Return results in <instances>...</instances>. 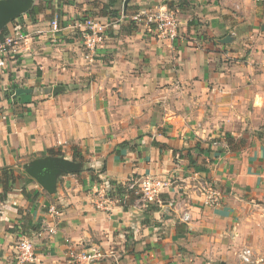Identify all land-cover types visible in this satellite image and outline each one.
Masks as SVG:
<instances>
[{"label": "crops", "instance_id": "crops-1", "mask_svg": "<svg viewBox=\"0 0 264 264\" xmlns=\"http://www.w3.org/2000/svg\"><path fill=\"white\" fill-rule=\"evenodd\" d=\"M32 1L38 12L8 27L26 39L0 68V264L25 239L38 264L94 247L98 264H242L246 221L264 219V144L252 128L264 122V0L130 2L127 16L175 11L174 40L132 28L122 0L118 18L102 15L109 0ZM98 11L109 27L90 61L77 23ZM242 136L252 143L236 150L211 143ZM73 147L82 170L61 176L55 194L24 185L27 165L50 150L73 161ZM4 168L21 179L3 199ZM146 176L172 183L155 203L110 194Z\"/></svg>", "mask_w": 264, "mask_h": 264}, {"label": "built area", "instance_id": "built-area-1", "mask_svg": "<svg viewBox=\"0 0 264 264\" xmlns=\"http://www.w3.org/2000/svg\"><path fill=\"white\" fill-rule=\"evenodd\" d=\"M127 12L123 11L122 18L128 19L136 29H145L162 39L174 40L179 35V19L175 11L164 6L154 7L150 9H142L135 11L127 16ZM82 33V43L86 59L93 61L99 47L104 44L105 35L108 30V23L102 20L88 17L77 23ZM53 34L60 32L59 19L55 18L51 23ZM26 38L23 34L17 33L15 36H8L0 43V68L6 67L9 58L16 54L17 47ZM172 185L171 181L161 176H146L139 181H134L130 185V189L139 195L145 203H155L166 189ZM221 193L211 190L209 196V204L218 205L221 201ZM51 213L55 216L59 215L56 208H51ZM185 215V220H188ZM51 232H55L52 230ZM252 252L244 249L240 258L243 263H252ZM105 258V253L99 248H92L88 251L78 252L70 250L68 253V261L66 264H98ZM13 264H38L36 255V247L33 241L25 239L20 241L16 246L15 259Z\"/></svg>", "mask_w": 264, "mask_h": 264}, {"label": "water", "instance_id": "water-1", "mask_svg": "<svg viewBox=\"0 0 264 264\" xmlns=\"http://www.w3.org/2000/svg\"><path fill=\"white\" fill-rule=\"evenodd\" d=\"M131 1H124V11ZM32 2V0H0V33L19 16L31 11ZM60 91L61 88L57 87L53 94L57 95ZM27 92L18 90L16 95L20 96ZM25 170L47 193L53 195L56 193L59 178L63 175L79 173L82 170V164L63 157L47 156L34 160L25 167Z\"/></svg>", "mask_w": 264, "mask_h": 264}, {"label": "rangeland", "instance_id": "rangeland-1", "mask_svg": "<svg viewBox=\"0 0 264 264\" xmlns=\"http://www.w3.org/2000/svg\"><path fill=\"white\" fill-rule=\"evenodd\" d=\"M108 3H109V1H108ZM123 3H124V0L121 1V4H123ZM100 4L101 3L98 2L97 5H100ZM98 15H100V11H98L96 13V15L90 16V17L97 19L96 16H98ZM53 18H56V16L54 14H53ZM82 19H84V18H82ZM126 21L128 22V24L131 23L130 20H126ZM18 23L19 22L17 20H14L8 25V27L12 28L14 25H16ZM10 36L11 35H9V37ZM262 115L264 116L263 112H262ZM252 125H253L252 128L256 130V132H255L256 134L254 136L258 139V141H260L261 143L264 144V122H263V124H259L258 123V124H252ZM251 138L253 139V141H255L253 136ZM251 141L252 140L249 139L247 136H242V137L236 138L234 140V144L232 146H230L228 144L226 139L224 141L216 139L215 141H212L211 143H212V145L215 144V146L213 145L214 148H216V149L220 148L219 151H221V150H225L227 148L228 149L232 148V149L236 150L237 148H241L243 146H246L248 144V142L250 143ZM210 161H212V160H210ZM202 179H203L202 177H198V178H196V181L202 182L201 181ZM133 181H131V182H133ZM137 181H139V180H137ZM207 185H208V188H210V190H212L214 192H217V193H221L219 188L218 187H214L213 185H210L209 181H207ZM242 196L243 197H247V198L249 197L245 193L242 194ZM136 197H140V196L136 194ZM254 198L258 199L259 197H255L254 196ZM138 200L143 202V200L141 198H139ZM246 223H247L246 226H248L247 229L250 230V236L249 237L247 236V238H249V239H247L245 237L244 243H246L247 241H249V243L243 246V250H244V248H246V249L251 250V252H252V255H253L252 263H249V264H264V219L262 221H246ZM243 250L241 251L240 254H242ZM242 264H245V263L242 262Z\"/></svg>", "mask_w": 264, "mask_h": 264}, {"label": "trees", "instance_id": "trees-1", "mask_svg": "<svg viewBox=\"0 0 264 264\" xmlns=\"http://www.w3.org/2000/svg\"><path fill=\"white\" fill-rule=\"evenodd\" d=\"M117 4L116 0H109V3L104 4L102 6V15L104 17L108 18H118L119 12L113 11L112 8ZM39 8H33L31 11H29V15H34L38 12ZM125 12H128V7ZM123 14V12H122ZM131 24V23H130ZM133 28V26H131ZM135 28V27H134ZM10 35L8 27H6L1 33H0V43L4 41L6 37ZM227 142L230 146L234 144V139L227 137ZM73 161L78 162V163H83L85 161L84 156L81 154L80 150L78 147H73ZM49 154L51 156H60L63 157L62 152H56L55 150H50ZM20 176L17 175L11 168H4L2 170V185L4 188V193H3V199L6 197V195L13 189V186L16 184L17 180H20ZM34 180L31 178H27L25 180L24 185H29L33 183ZM133 182L128 183L126 187L122 186H115L111 188L110 194L112 193L117 194V195H127L129 197H134L136 199H139L136 197L135 192L130 189V185ZM22 194L25 198H29L30 193L27 192L26 187L23 188Z\"/></svg>", "mask_w": 264, "mask_h": 264}]
</instances>
